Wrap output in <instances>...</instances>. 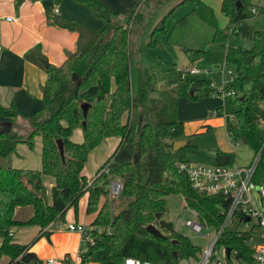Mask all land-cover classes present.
<instances>
[{
	"label": "trees",
	"instance_id": "1",
	"mask_svg": "<svg viewBox=\"0 0 264 264\" xmlns=\"http://www.w3.org/2000/svg\"><path fill=\"white\" fill-rule=\"evenodd\" d=\"M74 1L101 20L99 27L91 28L53 15L52 21L57 27L76 31L75 47L65 52L58 65L43 66L40 58L45 56L38 45L24 52L26 60L39 65L46 73L42 105L28 115L29 127L25 133L0 130L3 158L14 151L17 143L31 146L33 137H40L39 168L7 163L0 168V257H7L4 264L29 261L40 264V259L29 249V242L19 243L12 238L10 227L35 224L39 231L33 238L38 234L48 238L50 231L43 230L45 225L52 219L62 218L68 207L75 209L79 196L86 192L85 212L93 214L87 225L91 241L80 247L76 264H87L89 260L120 264L125 257L179 264L182 259L197 258L200 248L160 216L165 208L164 196L180 193L186 206L196 210L200 220L218 227L223 219L222 210L229 205L230 197L197 191L176 166L178 161L189 159V154L203 157L183 134V123L175 115L177 96L197 98L217 89L206 77H182L179 73L168 86L151 95L155 90L152 75L144 66L136 69L133 87L128 35L133 23L141 17L138 8L143 0H137L127 12L111 9L101 0ZM182 2H189L191 12L214 28L212 42L226 44L225 64L233 72L229 76L239 79L240 93H229V102L237 105L235 109L224 112L222 105H218L215 112L224 116L233 144L246 143L253 154L260 151L253 174L259 183L264 178V128L260 124L264 98V29L254 28L246 20L264 12V4L253 0H220V10L227 22L219 27L211 5L203 0H178L175 5ZM253 5H257V13L251 11ZM164 17L152 27L151 36L156 30L164 31ZM232 25L234 30L230 31ZM233 33L251 39L252 46L244 48L228 42ZM151 36L150 45L154 43ZM185 50L187 53L203 51ZM224 89L229 91L230 83L224 84ZM82 102L86 103L84 113ZM16 114L13 104H0V116L12 118ZM75 127L81 129L80 141L70 138ZM107 136H117L118 142L87 179L81 172L87 154ZM176 138H184L185 143L173 150L172 141ZM56 139L62 142L61 153ZM214 162L231 166L235 163L234 152L218 147ZM44 175L52 178L49 201ZM112 177L120 179V195L124 199V204L116 210L108 198ZM24 204L32 206V213L24 220L14 219V206ZM148 223H153L163 235L148 232L145 228ZM236 224L235 221L224 228L217 246L236 249L240 259H253L254 248L250 243L253 232H239Z\"/></svg>",
	"mask_w": 264,
	"mask_h": 264
},
{
	"label": "rangeland",
	"instance_id": "2",
	"mask_svg": "<svg viewBox=\"0 0 264 264\" xmlns=\"http://www.w3.org/2000/svg\"><path fill=\"white\" fill-rule=\"evenodd\" d=\"M136 1L133 0L127 8L124 7L123 10L117 11H130L136 4ZM203 1L213 7L217 25L224 27L227 22V17L220 10V0ZM177 2L178 0H143L141 4L139 3L138 11L141 13V17L133 23L128 35L132 57L131 78L133 87L135 86L136 69L144 66L148 68L152 75L155 90L151 92V95L156 94V90L159 89L160 85L168 86V83L175 80L179 73H181L182 77H206L216 89H219L224 84L230 83L231 89L239 94V79L236 77L230 79L228 72L229 66L225 64L226 44L212 42L214 28L191 12V4L189 2H182L175 5ZM253 2L264 4V0H253ZM162 16H165L163 20L164 31L156 30L151 36L150 31L152 27ZM246 21L254 28L264 29V12L254 14L247 18ZM233 28L234 26L232 25L229 27V30L233 31ZM150 36L154 38V43L151 45L148 44ZM228 42L241 45L244 48H250L252 46L251 39L236 33L230 35ZM187 48L203 49V51L187 53L188 51L185 50ZM189 67H198L201 71L189 73L187 71ZM218 105H222L221 107L224 112H231L237 106L229 102V94L226 91L220 94L215 90L208 96H199L197 98H191L188 95L177 96L175 115L183 123V134L187 135L190 142L203 153V157L189 154L188 158L213 163L216 149L221 146H228L234 152V161L236 163H247L253 156V149L250 145L243 142L233 144L223 125L213 126L212 129L206 128V120L210 117L223 118V115H217L215 112V108ZM27 130L28 128L23 131H11L17 134H23ZM70 137L74 141H79L81 138L80 128L75 127L72 129ZM111 141L106 140V142H102L103 144L99 143L88 152L82 167V173L84 175L91 177L94 174L96 166L112 153L115 146L113 145L112 147ZM15 149H17V154H15L16 157L14 159L15 167H40V148L36 140L33 139L31 146L25 143H18ZM19 162H22L21 165H18ZM108 198L110 199L113 210L118 209L124 204V199L121 195L115 198L108 195ZM253 200L259 206L260 211L263 212L264 209L258 199L254 197ZM164 202L165 208L160 218L170 221L176 227V230L185 234L200 250L205 248L211 241L213 229H208L210 234H207L206 230H202L201 233L203 235H200L184 225H177L178 220H183L186 217L194 218V214L186 206L180 193L166 194L164 196ZM56 220H61V218H56ZM252 221L254 222L255 219ZM256 228L259 230V227ZM217 257L221 259L222 263L226 264V259L220 252L217 254ZM6 260L7 257L1 256L0 264H4ZM186 260L182 259L179 261V264L191 263L188 259ZM236 263L241 264V262ZM87 264L98 263L89 260Z\"/></svg>",
	"mask_w": 264,
	"mask_h": 264
},
{
	"label": "crops",
	"instance_id": "3",
	"mask_svg": "<svg viewBox=\"0 0 264 264\" xmlns=\"http://www.w3.org/2000/svg\"><path fill=\"white\" fill-rule=\"evenodd\" d=\"M101 1L115 10H123L133 2V0ZM54 14L89 27H97L101 22L88 8L74 0H58L57 3L55 0H0V104L4 106L13 104L17 110V114L12 118L0 116V130L5 129L7 120L11 123L9 130H26L29 127L28 115L42 105V85L46 73L39 65L26 60L23 56L24 52L38 45L47 61L58 65L64 59L65 52L75 47L76 31L57 27L52 21ZM6 15L11 18L5 19ZM161 87L163 86L160 85L159 88ZM206 121L210 129L213 126H225L224 116L222 119L210 117ZM33 139L38 142L40 148V137L35 135ZM106 140H112L113 147V145L116 146L118 137L107 136L100 143ZM219 148L231 151L228 146ZM16 150L14 149L5 158V163L10 166H14ZM21 163L19 162L18 165ZM85 176L87 179L90 178V176ZM43 183L46 198L49 201V187L52 178L44 175ZM85 203L86 192L79 196L75 209L68 207L65 210L61 221L80 222L87 226L93 214L85 212ZM31 213L30 204L15 205L12 216L14 219L24 220ZM44 229L50 231L48 238L44 234H38L32 238L39 231V226L35 224L13 225L9 230L15 241L24 244L29 242V249L40 259V264H46L44 261L48 257L63 259L64 256L66 259L59 264H76L81 244L80 233L68 229H48L46 227Z\"/></svg>",
	"mask_w": 264,
	"mask_h": 264
},
{
	"label": "built area",
	"instance_id": "4",
	"mask_svg": "<svg viewBox=\"0 0 264 264\" xmlns=\"http://www.w3.org/2000/svg\"><path fill=\"white\" fill-rule=\"evenodd\" d=\"M250 9L254 13L258 12L257 5H253ZM4 18L10 19L11 17L6 15ZM187 71L189 73H197L200 72L201 69L198 67H189ZM228 72L230 74L232 73L231 68L228 69ZM229 77L230 79L233 78V76ZM223 91H226L228 94L234 92L232 89L229 91L225 90L224 85L217 89V92L220 94L223 93ZM261 106L263 107V114L260 116V124L264 128V98L262 99ZM259 158L260 151H257L247 163L238 164L235 162L231 166L216 162L206 163L192 159L177 162V168L186 174L190 185L197 191L208 194L219 193L230 197L229 205L226 209L222 210L223 219L218 227L210 224L206 220H200L196 210L188 206L187 207L194 214V218L186 217L183 220L177 221V225H184L191 231L200 235H203V233H201L202 230H206V233L210 234L208 229H213L211 241L205 248L199 251L197 258H186L191 262L190 264H224L221 259L217 257L219 252L226 259V264H235V262H241V264H264V210L261 212L259 206L256 205L253 200L254 197L257 198L264 209V178L259 183L253 179V174ZM121 187L122 184L120 179L112 177L108 185L109 196L115 198L120 195ZM253 219H255L254 222L252 221ZM55 220L56 219L50 220L45 227L48 229H68L79 232L81 235L80 247L84 246L86 242L91 241L90 231H88L87 226L83 223ZM235 221L237 222L236 229L239 232L245 230L253 232V238L250 241L254 248L253 259L246 260L238 258L236 249L232 248H230V253L227 256V246H217V240L224 228ZM255 227H259V230H257V228L255 229ZM174 229H176V227H174ZM63 259L65 260L66 256H64ZM63 259L48 257L44 262L46 264H59ZM122 264L164 263L140 260L135 257H125Z\"/></svg>",
	"mask_w": 264,
	"mask_h": 264
},
{
	"label": "water",
	"instance_id": "5",
	"mask_svg": "<svg viewBox=\"0 0 264 264\" xmlns=\"http://www.w3.org/2000/svg\"><path fill=\"white\" fill-rule=\"evenodd\" d=\"M40 62L42 63L43 66H47L48 63H49L45 57L44 58H40ZM80 106L82 108V112L84 113L85 109H86V103L82 102ZM5 123H6L5 129L9 130L10 124H11L10 121L7 120V121H5ZM81 123L84 124V121H82ZM184 143H185V139L184 138L175 139V140L172 141V146L171 147H172L173 150H175V149H178L180 146H182ZM56 144H57L59 152L61 153L62 152V142H61V140L60 139H56ZM3 167H5V158L0 156V168H3ZM145 228H146V230L148 232H150L151 234H153L155 236L163 235L161 233V231L153 223L146 224ZM229 253H230V247H226L227 256L229 255ZM27 264H35V263L33 261H29ZM120 264H122V263H120Z\"/></svg>",
	"mask_w": 264,
	"mask_h": 264
}]
</instances>
